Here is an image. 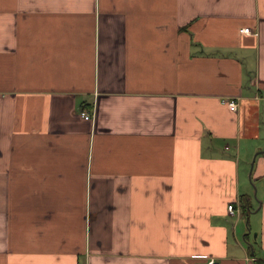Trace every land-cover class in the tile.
I'll return each instance as SVG.
<instances>
[{
    "label": "crops",
    "instance_id": "crops-1",
    "mask_svg": "<svg viewBox=\"0 0 264 264\" xmlns=\"http://www.w3.org/2000/svg\"><path fill=\"white\" fill-rule=\"evenodd\" d=\"M210 259L264 264V0H0V264Z\"/></svg>",
    "mask_w": 264,
    "mask_h": 264
},
{
    "label": "built area",
    "instance_id": "built-area-1",
    "mask_svg": "<svg viewBox=\"0 0 264 264\" xmlns=\"http://www.w3.org/2000/svg\"><path fill=\"white\" fill-rule=\"evenodd\" d=\"M241 31L245 32V33H251L252 32L248 28H242ZM224 102H226L228 104V106H230L232 108H235V106H236L234 99H224ZM80 115L85 120H91L93 117V113L88 111V110L80 111ZM227 209L229 212H234L236 210V208H234L232 204H228ZM207 264H219V262L214 261L213 259H210V260H208Z\"/></svg>",
    "mask_w": 264,
    "mask_h": 264
},
{
    "label": "trees",
    "instance_id": "trees-1",
    "mask_svg": "<svg viewBox=\"0 0 264 264\" xmlns=\"http://www.w3.org/2000/svg\"><path fill=\"white\" fill-rule=\"evenodd\" d=\"M240 206H241V211L245 213L246 211L249 210L248 206V201H247V196L246 195H241L240 197Z\"/></svg>",
    "mask_w": 264,
    "mask_h": 264
}]
</instances>
